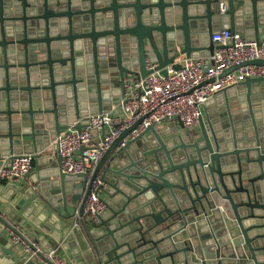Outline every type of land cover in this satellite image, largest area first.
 <instances>
[{
  "label": "water",
  "instance_id": "water-1",
  "mask_svg": "<svg viewBox=\"0 0 264 264\" xmlns=\"http://www.w3.org/2000/svg\"><path fill=\"white\" fill-rule=\"evenodd\" d=\"M222 30L264 40V0H0V168L35 165L0 178V264H41L16 229L72 264H264V80L214 95L197 128L153 125L119 147L121 134L87 185L61 173L55 144L118 103L146 60L162 75L179 55L210 65ZM98 176L107 211L85 221Z\"/></svg>",
  "mask_w": 264,
  "mask_h": 264
},
{
  "label": "built area",
  "instance_id": "built-area-1",
  "mask_svg": "<svg viewBox=\"0 0 264 264\" xmlns=\"http://www.w3.org/2000/svg\"><path fill=\"white\" fill-rule=\"evenodd\" d=\"M210 40L216 47L210 65L205 59L179 55L164 67L165 75L149 60L145 61L149 74L144 78L124 74L118 103L111 104L108 112L87 116L86 125L80 130L70 127L56 137L61 173L67 177L83 175L87 185L93 166L121 134L128 131L119 147L137 139L153 125L173 122L184 130L194 129L204 115V105L214 95L246 79L264 80V65L251 63L264 61V40L255 41L229 30L212 35ZM116 109L121 110V117L111 114ZM6 161L7 165L0 168V178L5 181L23 178L33 168L31 155H16ZM101 185L98 176L84 203L83 217L87 221L97 220L107 210L97 193ZM16 230L17 233L12 234L13 244L23 249L26 258L35 257L41 264H69L57 249L44 252L38 242L29 241Z\"/></svg>",
  "mask_w": 264,
  "mask_h": 264
},
{
  "label": "crops",
  "instance_id": "crops-1",
  "mask_svg": "<svg viewBox=\"0 0 264 264\" xmlns=\"http://www.w3.org/2000/svg\"><path fill=\"white\" fill-rule=\"evenodd\" d=\"M263 31L264 30H261V36H263ZM201 59H203V58H201ZM204 60V59H203ZM259 96H256L255 97V99H257ZM259 99V98H258ZM214 111H216L215 110V105L214 106H210L208 109H206V108H204V113H207V114H209V113H212V112H214ZM197 128V127H196ZM34 162H33V168H32V171L34 170ZM93 168H94V166H93ZM31 171V172H32ZM33 180L34 181H37L38 182V175L36 176V177H34L33 178ZM3 181H5V180H3ZM24 181V177L23 178H19V179H12V180H6L5 182H7V183H9V182H11V183H19V182H23ZM84 185H85V183H84V181L82 182ZM31 186V188H33L34 186L33 185H30ZM100 197L102 198V200H103V198H104V194H101L100 195ZM107 211V210H106ZM105 211V212H106ZM85 221H87L85 218H83ZM253 223H255L254 221H246L245 222V226H248V225H250V224H253ZM59 252V254H60V256L61 257H65V258H67L68 259V262H69V264H72V258H71V256H69V255H65L61 250H59V249H57Z\"/></svg>",
  "mask_w": 264,
  "mask_h": 264
}]
</instances>
